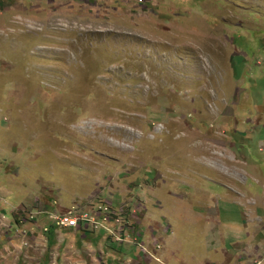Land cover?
Returning <instances> with one entry per match:
<instances>
[{
	"label": "rangeland",
	"instance_id": "obj_1",
	"mask_svg": "<svg viewBox=\"0 0 264 264\" xmlns=\"http://www.w3.org/2000/svg\"><path fill=\"white\" fill-rule=\"evenodd\" d=\"M149 252L264 264V0H0V264Z\"/></svg>",
	"mask_w": 264,
	"mask_h": 264
},
{
	"label": "clouds",
	"instance_id": "obj_2",
	"mask_svg": "<svg viewBox=\"0 0 264 264\" xmlns=\"http://www.w3.org/2000/svg\"><path fill=\"white\" fill-rule=\"evenodd\" d=\"M76 207H77V205H74V206H71V209H72V213H70V215H76ZM54 210V208H52V209H47V210H43L42 208H40V211H36V212H32V213H30L29 215H27V216H25V217H23L21 220H23V221H21V220H19V221H17L18 223H26V222H28V221H31L32 219H34V218H44V219H46V220H48L49 222H56V230H60L61 232L63 231V230H69V229H71V231H73L75 234H78V232L80 233V234H82L84 231H88L89 229H90V226H89V224H87V222H84V221H82L81 219L75 224V225H67V224H63V223H61L60 222V218L58 219V220H56V217H51L50 215H51V211H53ZM83 214V213H82ZM69 215V214H68ZM79 218L81 217V214L80 215H77ZM48 221H47V223H48ZM41 222H39V224H40ZM105 226H106V224H98V225H96L95 227V230H100V229H104L105 228ZM112 229L113 230H115L116 229V226L115 227H112ZM22 234V236L23 237H25V236H28V235H31V236H33V237H35V234H31V233H27V232H22L21 233ZM37 234V233H36ZM121 235H123V234H120V236H119V243H122V245H123V243H126V241H127V239H125V236H121ZM138 235H140V234H138ZM36 237H39V235L37 234V236ZM35 237V238H36ZM114 237L116 238L117 236L114 234ZM159 238V236H158V233L156 232V233H154L153 234V239H152V245H154V244H157V246L159 247V248H163V246H162V243L161 244H159L156 240ZM115 242H117V240H115ZM135 246H138V247H145L144 245H141L140 243H139V241H137L136 239L134 240V243H133ZM115 245V247H117V249H119L120 248V251L122 252V251H124L125 249L124 248H122L121 246L122 245H120V246H117L116 244H114ZM150 247V249H151V246H148V248ZM154 247V246H153ZM144 253H148V251H144ZM150 253V252H149ZM139 256H140V253H139ZM150 256H151V259L152 260H154V261H157V262H160V260H155L154 258H153V254H151L150 253Z\"/></svg>",
	"mask_w": 264,
	"mask_h": 264
},
{
	"label": "crops",
	"instance_id": "obj_3",
	"mask_svg": "<svg viewBox=\"0 0 264 264\" xmlns=\"http://www.w3.org/2000/svg\"><path fill=\"white\" fill-rule=\"evenodd\" d=\"M33 228L35 229L36 228V226H33ZM51 230H53V232H55V233H57V232H59L60 230H56V228H51ZM53 232H51V235H49V234H47L48 236H49V239L51 240V239H53V237L55 236V234H53ZM61 232H59V234H60ZM63 233V232H62ZM63 234H65V233H63ZM67 237H69V238H72L73 236H75L76 234L73 232V231H70L69 232V234H65ZM50 236H52V238H50ZM36 238H38V237H36ZM71 240V239H70ZM96 242V241H95ZM123 254H124V256H125V258H129L130 257V255L132 254V253H135V251H128V250H124V252H122ZM132 258V257H131ZM160 258H162V256L161 257H157L156 259L157 260H160ZM141 260V259H140ZM143 264H144V261H141ZM158 264H165V263H163L162 262V260L158 263Z\"/></svg>",
	"mask_w": 264,
	"mask_h": 264
},
{
	"label": "built area",
	"instance_id": "obj_4",
	"mask_svg": "<svg viewBox=\"0 0 264 264\" xmlns=\"http://www.w3.org/2000/svg\"><path fill=\"white\" fill-rule=\"evenodd\" d=\"M86 220L84 222H87L89 218L87 217L86 213L81 214V217L79 218L77 215H66L65 218H60V222L67 225H75L79 220Z\"/></svg>",
	"mask_w": 264,
	"mask_h": 264
},
{
	"label": "bare ground",
	"instance_id": "obj_5",
	"mask_svg": "<svg viewBox=\"0 0 264 264\" xmlns=\"http://www.w3.org/2000/svg\"><path fill=\"white\" fill-rule=\"evenodd\" d=\"M65 218V217H64ZM46 230V229H45Z\"/></svg>",
	"mask_w": 264,
	"mask_h": 264
},
{
	"label": "trees",
	"instance_id": "obj_6",
	"mask_svg": "<svg viewBox=\"0 0 264 264\" xmlns=\"http://www.w3.org/2000/svg\"><path fill=\"white\" fill-rule=\"evenodd\" d=\"M111 226V225H110ZM112 227V226H111Z\"/></svg>",
	"mask_w": 264,
	"mask_h": 264
}]
</instances>
